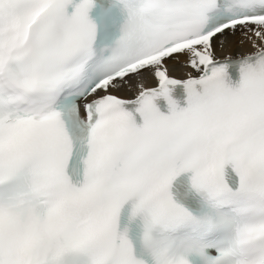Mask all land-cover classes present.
Returning a JSON list of instances; mask_svg holds the SVG:
<instances>
[{"label": "snow or ice", "instance_id": "6c2138e0", "mask_svg": "<svg viewBox=\"0 0 264 264\" xmlns=\"http://www.w3.org/2000/svg\"><path fill=\"white\" fill-rule=\"evenodd\" d=\"M0 264H264V0H0Z\"/></svg>", "mask_w": 264, "mask_h": 264}, {"label": "bare ground", "instance_id": "6f19581e", "mask_svg": "<svg viewBox=\"0 0 264 264\" xmlns=\"http://www.w3.org/2000/svg\"><path fill=\"white\" fill-rule=\"evenodd\" d=\"M223 39L224 43L223 46H220V41ZM242 37L240 30H237L235 33H232L230 31H225L222 35L219 34L212 40L213 50L215 53V56L218 58L226 57V56H236L238 53H242L245 51H250V46L248 42L245 40L243 44L240 43ZM184 57H180V60H183ZM168 65L169 68V74L177 77H182L185 69H183L180 64L177 62L176 58L173 57L172 59H169L165 62ZM130 82L133 84V88L135 86L134 78L129 77L128 78ZM147 86H151L155 83L154 80H147L145 81ZM113 91L112 89H110ZM118 94L122 96H131L132 92L121 89L117 92Z\"/></svg>", "mask_w": 264, "mask_h": 264}]
</instances>
